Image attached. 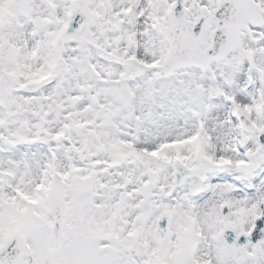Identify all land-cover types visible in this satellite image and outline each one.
I'll list each match as a JSON object with an SVG mask.
<instances>
[{
	"label": "snow or ice",
	"instance_id": "6c2138e0",
	"mask_svg": "<svg viewBox=\"0 0 264 264\" xmlns=\"http://www.w3.org/2000/svg\"><path fill=\"white\" fill-rule=\"evenodd\" d=\"M0 264H264V0H0Z\"/></svg>",
	"mask_w": 264,
	"mask_h": 264
}]
</instances>
